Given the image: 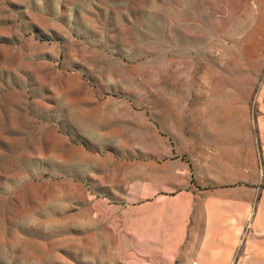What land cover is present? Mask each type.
<instances>
[{"label": "rangeland", "instance_id": "374dc122", "mask_svg": "<svg viewBox=\"0 0 264 264\" xmlns=\"http://www.w3.org/2000/svg\"><path fill=\"white\" fill-rule=\"evenodd\" d=\"M180 110L264 145V0H0V264H71L93 165Z\"/></svg>", "mask_w": 264, "mask_h": 264}, {"label": "crops", "instance_id": "0c3cea01", "mask_svg": "<svg viewBox=\"0 0 264 264\" xmlns=\"http://www.w3.org/2000/svg\"><path fill=\"white\" fill-rule=\"evenodd\" d=\"M149 123L138 160L93 165L114 195L91 194L88 218L62 224L71 264H264V145L236 130L227 144L222 128L244 123L194 111L164 133L149 136Z\"/></svg>", "mask_w": 264, "mask_h": 264}]
</instances>
